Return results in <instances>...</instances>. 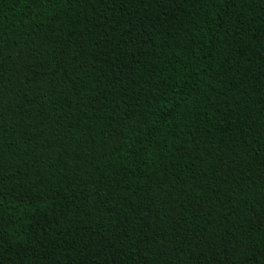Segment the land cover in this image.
<instances>
[{
    "label": "trees",
    "instance_id": "trees-1",
    "mask_svg": "<svg viewBox=\"0 0 264 264\" xmlns=\"http://www.w3.org/2000/svg\"><path fill=\"white\" fill-rule=\"evenodd\" d=\"M0 264H264V0H0Z\"/></svg>",
    "mask_w": 264,
    "mask_h": 264
}]
</instances>
